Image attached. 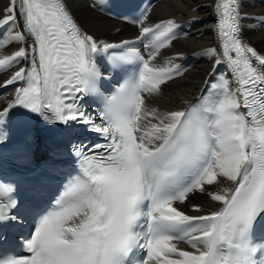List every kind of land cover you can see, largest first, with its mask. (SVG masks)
Wrapping results in <instances>:
<instances>
[{
    "label": "snow or ice",
    "instance_id": "obj_1",
    "mask_svg": "<svg viewBox=\"0 0 264 264\" xmlns=\"http://www.w3.org/2000/svg\"><path fill=\"white\" fill-rule=\"evenodd\" d=\"M4 12L0 27L10 38L0 48L25 46L0 58V68L22 61L30 68L5 81L22 86L0 109V143L17 107L27 110L23 119L51 110L56 121L86 125L107 143L92 145L89 154L83 145L76 149L80 174L37 213L24 241L28 255L0 264H264V235L257 232L264 222V55L240 36L238 0L217 3L222 52L205 53L216 57L215 66H227L232 81L212 85L216 94L204 103L167 112L147 108L143 93H158L182 74L179 66L152 64L159 47L176 38L173 20L143 27L141 36L151 34L158 46L145 45L148 58L128 47L113 56L105 76L97 58L119 46L83 33L63 0H10ZM133 66L106 96L104 81ZM89 102L101 107L99 123L82 107ZM224 182L230 186L208 193L221 205L217 211L188 215L174 206ZM20 207L17 187L0 182V224L19 222ZM181 242L192 251L178 247Z\"/></svg>",
    "mask_w": 264,
    "mask_h": 264
},
{
    "label": "bare ground",
    "instance_id": "obj_2",
    "mask_svg": "<svg viewBox=\"0 0 264 264\" xmlns=\"http://www.w3.org/2000/svg\"><path fill=\"white\" fill-rule=\"evenodd\" d=\"M10 0H0V18L5 15L4 9ZM102 0H88L74 4L76 15L80 19L85 32L92 35L97 41H119L135 32L137 35L143 27H153L162 21L173 20L179 27L175 30L177 35L167 46L159 47L156 59L152 64L156 67L179 66L182 74L168 80L161 85L158 93L145 95V105L149 109L160 112L185 110L186 106L194 99L199 98L206 102L210 95H215L216 90L212 85H220L225 78L232 81L231 73L226 65L215 66L216 57L205 54L208 49H217L222 52L216 30L219 0H161L155 12L149 13L143 21V26L132 29L117 21L102 15L99 11ZM242 24L247 38L264 54V0H240ZM10 38L6 28L0 27V40ZM163 39V38H162ZM31 45L32 41H27ZM149 44L156 48L159 44L151 36ZM22 43L12 42L0 48V58L13 54ZM150 53V49H149ZM170 62V63H169ZM29 63L22 61L19 65L9 68H0V87L5 85L15 71L20 67L28 68ZM11 85V84H9ZM19 85L14 89V92ZM232 87L235 83L232 82ZM12 95L7 94L0 99V109L11 102ZM229 182L206 185V191L192 193L183 204L175 206L188 215H200L212 212L221 205L212 201L208 193L220 192L229 187ZM198 206L201 211L196 212L193 206ZM180 248L192 251L189 245L180 244Z\"/></svg>",
    "mask_w": 264,
    "mask_h": 264
},
{
    "label": "rangeland",
    "instance_id": "obj_3",
    "mask_svg": "<svg viewBox=\"0 0 264 264\" xmlns=\"http://www.w3.org/2000/svg\"><path fill=\"white\" fill-rule=\"evenodd\" d=\"M100 41V40H99Z\"/></svg>",
    "mask_w": 264,
    "mask_h": 264
}]
</instances>
